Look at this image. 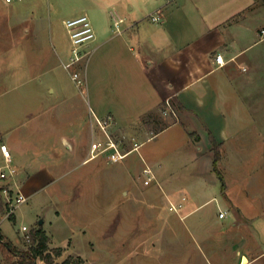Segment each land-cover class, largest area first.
I'll use <instances>...</instances> for the list:
<instances>
[{"label": "rangeland", "instance_id": "obj_1", "mask_svg": "<svg viewBox=\"0 0 264 264\" xmlns=\"http://www.w3.org/2000/svg\"><path fill=\"white\" fill-rule=\"evenodd\" d=\"M75 4L81 0H0V152L7 145L22 159L31 151L44 158L36 163H58L55 179L10 216L0 192L1 234L23 250L20 227L41 226L61 246L55 264L68 256L80 264H264V120L245 131L251 142L238 158L220 167L228 198L219 184L204 197L181 199L163 177L148 178L144 168L178 171L164 161L176 151L175 129L112 160L111 143L124 153L142 136L126 128L120 142L108 128L112 89L106 70L92 68L96 41L67 65L73 53L64 21L86 14L94 27L88 11L69 12ZM251 52L264 66V39ZM259 77L264 81V71ZM260 92L255 105L264 111V87Z\"/></svg>", "mask_w": 264, "mask_h": 264}, {"label": "crops", "instance_id": "obj_2", "mask_svg": "<svg viewBox=\"0 0 264 264\" xmlns=\"http://www.w3.org/2000/svg\"><path fill=\"white\" fill-rule=\"evenodd\" d=\"M73 8L88 11L94 24L92 68L106 70L112 89L108 128L122 136L120 142L126 128L142 136V141L127 145L123 152L175 129L180 135L176 151L164 161L178 171L163 176L162 169L148 167L149 177H163L162 182L181 199L204 197L219 184L228 198L220 167L238 158V152L251 142L252 136L245 137L249 135L245 131L264 120V111L255 105L264 87L259 77L264 66L251 52L264 39L259 0H81L70 13ZM113 12L123 19L120 31L112 28ZM155 13L158 21L149 18ZM167 98L175 115L163 113ZM213 144L218 151L215 163ZM4 147L11 149L16 181L27 198L55 179L58 163H36L44 158L31 154L30 146L25 159L19 149ZM44 231L49 247H61L53 245Z\"/></svg>", "mask_w": 264, "mask_h": 264}, {"label": "built area", "instance_id": "obj_3", "mask_svg": "<svg viewBox=\"0 0 264 264\" xmlns=\"http://www.w3.org/2000/svg\"><path fill=\"white\" fill-rule=\"evenodd\" d=\"M112 18H113V25L115 30L120 31L119 26L120 23L123 22V19L120 18V16L115 12L112 13ZM150 18L153 21H158L160 19L159 15L156 13L151 14ZM64 25L69 32V37L72 43L73 56L70 58V61L67 63V65H70L72 62L80 59L83 55H85L86 52L81 53L82 52L81 49L84 48L89 41L93 40L94 32L86 14L74 19L65 20ZM260 32L262 35H264V28H262ZM215 59L219 64H223V60L220 55H216ZM163 113L174 114V115L176 114L175 107L170 101V98H167L164 102ZM96 120L101 125L100 120L99 119ZM97 145L98 144L93 143L92 147L96 148ZM110 147H113L114 149V152L111 155L112 160L124 157L125 153H120L118 149L115 147L114 143H111ZM115 152L117 153V156L114 154ZM1 153L4 160V165L2 167L0 166V181L3 182V184L0 185V192L4 198V202L6 205V215L10 216L14 213L15 209L20 204L26 201L27 197L20 191L18 183L16 181L17 169L11 163L10 150L6 147H3ZM149 171L150 170L148 168H144V172H149ZM144 182H147V180H145ZM218 217L225 218L226 211L219 209ZM30 231L31 230L28 229L25 225H22L20 227L21 239L27 244L30 242V237H31Z\"/></svg>", "mask_w": 264, "mask_h": 264}, {"label": "trees", "instance_id": "obj_4", "mask_svg": "<svg viewBox=\"0 0 264 264\" xmlns=\"http://www.w3.org/2000/svg\"><path fill=\"white\" fill-rule=\"evenodd\" d=\"M213 149L215 163L216 156H218L216 144H213ZM2 211L3 206L0 200V213ZM30 236V242L26 248L19 250L0 232V251L2 256L0 264H36L37 259L43 261L45 264H55L56 258L62 254L61 248L48 246L49 238L41 226L30 231ZM60 264H80V260H74L73 257L68 256Z\"/></svg>", "mask_w": 264, "mask_h": 264}, {"label": "water", "instance_id": "obj_5", "mask_svg": "<svg viewBox=\"0 0 264 264\" xmlns=\"http://www.w3.org/2000/svg\"><path fill=\"white\" fill-rule=\"evenodd\" d=\"M38 223L41 224L42 223V220L40 219Z\"/></svg>", "mask_w": 264, "mask_h": 264}]
</instances>
